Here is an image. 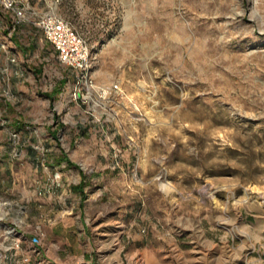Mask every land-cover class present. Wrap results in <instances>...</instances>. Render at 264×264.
Instances as JSON below:
<instances>
[{"label":"rangeland","instance_id":"374dc122","mask_svg":"<svg viewBox=\"0 0 264 264\" xmlns=\"http://www.w3.org/2000/svg\"><path fill=\"white\" fill-rule=\"evenodd\" d=\"M25 1L78 31L91 82L9 49L27 25L0 2V236L41 228L64 264H264V0Z\"/></svg>","mask_w":264,"mask_h":264},{"label":"built area","instance_id":"2783aa9c","mask_svg":"<svg viewBox=\"0 0 264 264\" xmlns=\"http://www.w3.org/2000/svg\"><path fill=\"white\" fill-rule=\"evenodd\" d=\"M3 7L11 9L15 22L26 19L30 8L25 0H0ZM35 24L41 29L56 52L58 60L78 71L77 82H91L89 69L91 54L88 46L72 24L51 11L45 12ZM12 136L15 134L12 133ZM0 236V264H26L33 254L38 253L41 235L35 232L27 239L23 231L13 225H3Z\"/></svg>","mask_w":264,"mask_h":264},{"label":"crops","instance_id":"0c3cea01","mask_svg":"<svg viewBox=\"0 0 264 264\" xmlns=\"http://www.w3.org/2000/svg\"><path fill=\"white\" fill-rule=\"evenodd\" d=\"M22 24L27 25V29H25L23 31L22 37L19 35H16L15 37L11 36L9 39H5L6 44L9 47V49L14 50L15 52H17L18 55H20L22 52L23 56L25 55L26 58H29V56L35 57V58H37L39 63H44L42 60L47 59V57H50L52 55L56 56V54H54V53H56L55 50L51 49V48H53L52 45L50 44V42L47 39H45V37L43 36V34L41 32V29L38 26L34 25L33 22H30V21L20 22V23H18V26H21ZM20 30L21 29H19V31ZM24 36H25V38H24ZM45 54H47V55L45 56ZM2 59H4V58L0 57L1 63H2ZM30 62H31V60H30ZM5 63H6V60H5ZM13 65L18 66L17 68L19 70H21V66L18 62L12 63V66ZM38 66L40 67L39 64H38ZM32 70H34V69H32ZM1 73H2V69H0V74ZM13 73L14 74L16 73L18 75V72L16 71V69L11 71L10 74L12 75ZM21 74H23V73L21 72ZM0 77L3 79V75H0ZM7 79H8V76H7ZM10 80L13 81L14 88H16V90H20V91L24 92L26 95L33 96L35 94V92L38 90L35 87H33L32 84L29 85L28 83H25L24 78L23 79L22 78L21 79L15 78V75H14V77H11ZM39 194L42 195V197H45L46 200H50L49 201L50 203H54V199L56 196L53 194V192L48 193V191L47 192L44 191V192L39 193ZM22 231L26 235V243H27V239L29 238V236H31L35 232H39L41 235V243L37 247L38 253L33 254L30 262H28L26 264H64L62 262H59L56 258H54V257L52 258L49 255V247L46 246L42 242V239L45 236L44 230H41V228H38V229H36V231L34 230L33 232L27 231V230H22Z\"/></svg>","mask_w":264,"mask_h":264}]
</instances>
